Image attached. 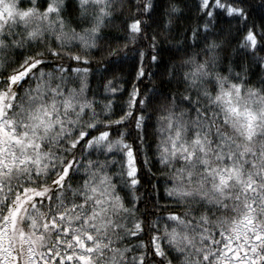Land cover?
I'll list each match as a JSON object with an SVG mask.
<instances>
[{
  "label": "snow or ice",
  "instance_id": "6c2138e0",
  "mask_svg": "<svg viewBox=\"0 0 264 264\" xmlns=\"http://www.w3.org/2000/svg\"><path fill=\"white\" fill-rule=\"evenodd\" d=\"M255 8L0 0V264H264Z\"/></svg>",
  "mask_w": 264,
  "mask_h": 264
},
{
  "label": "trees",
  "instance_id": "16d2710c",
  "mask_svg": "<svg viewBox=\"0 0 264 264\" xmlns=\"http://www.w3.org/2000/svg\"><path fill=\"white\" fill-rule=\"evenodd\" d=\"M260 3V0H253V5H254V11H253V16L254 17H259L260 16V10L258 8H255V5H258ZM186 17L187 19L183 21V23H186L189 28L194 27L196 24V20H195V13H186ZM105 31H109L108 29H106ZM111 35V33H110ZM113 44H115V39H113ZM168 42L164 41L160 44V48L162 49V59H161V63H160V69H156L155 67L152 68L153 71H157V76L152 78V80L150 81L147 77L142 81V85L141 86H147V89H150L153 84H156L157 87H161L166 89L167 85L166 84H161L160 81V77H159V71L163 69V66L168 63ZM149 56L151 55V52L148 53ZM132 53H129V56H131ZM97 58H98V54H97ZM138 63V61H137ZM152 62L150 60L145 62V66L147 67L149 64H151ZM93 68H95V62H93ZM100 74V70L97 71V76L92 78V83L93 85H96L97 83H99L98 80V76ZM116 75L118 76V79L116 80V86L120 89V92L123 93V96L120 97V99H126L127 95H128V90H130L132 88V79L135 76V72L133 70L132 67V62L129 61L128 63H126L125 65L122 66V72H118L116 73ZM106 78H110V77H106ZM145 89V90H147ZM100 92L103 93V88L101 87ZM119 96V93L117 94ZM141 164H143V157H141ZM145 181L147 180V176H145ZM155 179V178H153ZM144 182H142L141 186H140V190L141 192L144 191ZM163 193V181H161V187H160V191L159 194L160 196H162ZM164 201H161V204H163ZM143 238V237H141Z\"/></svg>",
  "mask_w": 264,
  "mask_h": 264
}]
</instances>
